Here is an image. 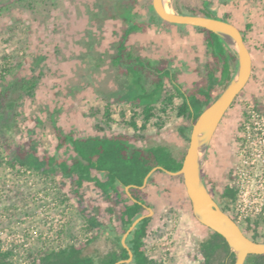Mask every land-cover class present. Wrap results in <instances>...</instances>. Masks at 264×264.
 Instances as JSON below:
<instances>
[{
	"label": "rangeland",
	"instance_id": "rangeland-1",
	"mask_svg": "<svg viewBox=\"0 0 264 264\" xmlns=\"http://www.w3.org/2000/svg\"><path fill=\"white\" fill-rule=\"evenodd\" d=\"M171 1H167L168 7ZM181 1L192 7L200 6V0ZM151 3L152 0H31L23 5L13 4L0 12V74L5 67L11 70L4 81L11 91L1 100L0 108V230L4 236L17 230L23 232L30 226L45 228L49 224L52 230L50 226L56 223L59 229L54 230L53 236L57 235L62 244L83 241L93 233L87 231L77 200L66 195L69 187L66 181L12 167L7 161L12 150L27 140L29 131L37 137L40 148L54 154L53 123L73 131L77 137L96 134L95 126L103 120L106 101L111 102L110 109L116 120L108 132L134 133L119 121L121 113L126 122L132 112L128 105L115 101L125 78L112 66L111 56L126 24L137 21L139 30L146 27ZM213 5L219 17L230 14L228 21L242 30L250 25L245 32V44L252 59L250 79L219 123L205 166L206 179H213L215 199L223 207L225 201L219 199V195L227 184L225 177L230 166L232 180V171L239 158V128L248 117L244 113L248 115L254 110L256 98L264 101V0L215 1ZM132 49L143 57L175 54L178 60L193 66L205 59L201 35L190 30L187 36L174 39L163 33L160 24H152L145 34L134 36ZM38 58H42L41 61ZM17 64H23L25 69L20 70ZM39 69L44 76L34 98H24L23 106L17 108L21 102L17 80L36 74ZM201 73L199 69L187 72L188 81L199 83ZM183 84L185 88L189 85ZM257 112L264 116V106L260 105ZM164 120L166 124L160 130L149 126L146 131L139 132L143 139L138 145H166L181 158L188 146L178 135V128L184 121L172 113ZM7 143L10 150L6 148ZM205 162L206 155L202 166ZM154 180L155 184L148 188V198L155 214L145 244L170 242L175 259L176 251L187 243L190 251L183 261L187 259L193 264L200 242L211 235V231L194 218L183 181L168 174H157ZM210 186L208 182L207 187ZM83 191L86 208L91 209L94 204L105 206L100 193L91 184L85 185ZM103 230L101 237L88 248V253L103 254L112 247L107 240L108 230ZM259 232L263 234L264 229L260 228Z\"/></svg>",
	"mask_w": 264,
	"mask_h": 264
},
{
	"label": "trees",
	"instance_id": "trees-1",
	"mask_svg": "<svg viewBox=\"0 0 264 264\" xmlns=\"http://www.w3.org/2000/svg\"><path fill=\"white\" fill-rule=\"evenodd\" d=\"M30 1L0 0V12L13 4L23 5ZM215 1L234 3L227 0H200V6L192 7L181 0H172L170 7L178 14L228 21L230 14H224L223 17L217 15L213 5ZM150 10L151 14L145 21L146 27L143 30H139L137 21L130 25L125 23L126 28L118 36L115 51L111 56L112 66L125 78L121 93L115 101L128 105L132 112L126 122L121 113L119 121L133 129L134 133L108 132L116 120L110 109L111 102L106 101L103 120L95 126L96 134L77 137L73 131H66L53 123L56 137L54 154L39 147L38 139L32 131H29L27 140L18 144L10 153L7 161L10 166L66 181L69 185L66 195H72L77 200L78 211L86 223L87 231H93L83 241L60 243L57 248L48 247L40 252L29 253L27 264H115L128 259L127 249L120 242L121 237L133 220L148 214L147 207L153 210L148 198L149 185L155 184L154 177L157 174H166L163 170L177 172L186 153L178 158L166 145L139 146L138 142L143 139V134L139 132L146 131L149 126L162 129L166 124L164 118L172 113L184 121L178 128V135L188 143L193 123L221 93L222 88L236 72V53L216 34L204 28L165 22L156 15L152 3ZM152 24H160L163 33L171 35L174 39L187 36L190 30L201 35L205 48L204 62L193 66L178 60L175 54L155 57L136 54L132 49L133 37L145 34ZM249 28L248 24L246 30H240L244 42L245 32ZM41 59L38 58V61ZM17 67L20 70L25 69L23 64H17ZM196 69L202 72V79L199 83H190L186 74L196 72ZM10 71L5 67L0 74V108L1 100L11 91L4 85L5 76ZM43 76V71L39 69L36 74L17 80L18 100L21 101L16 105L17 108L23 106L24 98H34ZM183 82L189 84L187 89ZM254 103V110L257 111L260 105ZM244 116H248L246 112ZM36 121L39 123V118ZM6 148L11 149L8 143ZM155 167L161 169L153 172L146 186L141 188L145 176ZM175 177L182 182L181 176ZM87 184H91L100 193L105 206L94 204L88 209L83 205V187ZM127 186L130 197L125 191ZM235 197L236 191L230 186H225L221 194L225 205L220 208L223 211L229 209ZM102 216L104 218L101 220ZM152 219V216L143 218L128 235L125 244L132 253V260L122 264H151L144 239L151 230ZM110 224L112 235L107 231V240L112 247L103 254L95 251L88 253V248L101 237L103 229L108 230ZM260 228L264 229V220L261 219L247 220L244 227L240 225L242 232L255 242L264 241V233L260 234ZM199 254L202 264H235L236 260L225 239L213 231L208 239L200 243ZM11 256V251H3L0 247V264H14ZM244 264H264V254H249Z\"/></svg>",
	"mask_w": 264,
	"mask_h": 264
},
{
	"label": "water",
	"instance_id": "water-1",
	"mask_svg": "<svg viewBox=\"0 0 264 264\" xmlns=\"http://www.w3.org/2000/svg\"><path fill=\"white\" fill-rule=\"evenodd\" d=\"M227 1L239 2L247 0ZM166 4L165 0H152L153 10L160 19L171 24L187 25L209 30L220 37L236 53L238 65L234 76L222 88L221 93L212 103L201 112L192 125L181 168L177 172L163 171L170 176L182 177L183 187L190 202L194 218L210 231L216 232L225 239L230 252L236 257L235 264H244L249 254H264V241L255 242L248 238L234 220L219 207L201 178V167L219 123L250 79L252 68L251 54L242 38L240 30L232 23L205 16L178 14L171 7H169L170 12H167ZM157 169L161 168L155 167L148 172L141 188L146 186L148 178ZM125 191L130 197L129 186L125 187ZM146 209L148 210V214L140 215L133 220L122 235L121 244L127 249L128 259L118 261L115 264L130 263L132 260V253L126 246L125 241L143 218L153 214L152 208L147 207Z\"/></svg>",
	"mask_w": 264,
	"mask_h": 264
},
{
	"label": "built area",
	"instance_id": "built-area-1",
	"mask_svg": "<svg viewBox=\"0 0 264 264\" xmlns=\"http://www.w3.org/2000/svg\"><path fill=\"white\" fill-rule=\"evenodd\" d=\"M240 140L239 158L229 185L236 191V197L227 214L239 227H244L247 220H264V116L261 113L253 109L248 112ZM57 225L50 226L53 231L47 224L45 228L30 226L23 232L17 230L6 236L0 230V247L3 251L12 252L14 264H27L29 253L58 247L61 242L57 235L53 236L54 230L59 229ZM145 250L151 264H175L170 242L145 244ZM193 264H202L200 254Z\"/></svg>",
	"mask_w": 264,
	"mask_h": 264
},
{
	"label": "flooded vegetation",
	"instance_id": "flooded-vegetation-1",
	"mask_svg": "<svg viewBox=\"0 0 264 264\" xmlns=\"http://www.w3.org/2000/svg\"><path fill=\"white\" fill-rule=\"evenodd\" d=\"M247 1H255V0H247ZM240 30V29H239ZM210 146L211 145H209V148H210ZM209 148H208V151H207V154H206V162L204 163V165L202 166V168H201V178H202V180H203V182L205 183V185L206 186H208V182H210L211 183V186L210 187H208V189H209V192L211 193V195L213 196V198L215 199V195H214V193H215V188H216V185L214 184V182H213V179L212 178H210L209 179V181H207V179H206V174H207V168L205 167L206 166V163L209 161V158H208V155H209ZM231 162V161H230ZM232 166H230V170H229V174L225 177L226 178V180H227V184H226V186H229L230 184H231V168ZM223 192V191H222ZM222 192H221V194H222ZM221 194L219 195V199H222L221 198ZM215 201H216V203L219 205V207H221V205L219 204V201L217 200V199H215ZM155 214V212H154V207H153V214L151 215V216H153ZM108 226H110L109 228H108V231L110 232V235H112V232H111V228H112V225L110 224V225H108ZM210 236V235H209ZM209 236L207 237V238H205L203 241H205L206 239H208L209 238ZM122 238V237H121ZM203 241H201L200 243H202ZM121 242V241H120ZM200 245V244H199ZM111 246H112V244H111ZM190 250L187 248V243L186 244H183L182 245V247H181V249L180 250H178V251H176V253H175V264H192V262L189 260V261H187V259H186V261H183V260H185V258H187L186 257V253H188ZM197 253V254H196ZM195 253V257H197L198 255H199V248H198V251ZM183 257V258H182ZM193 258V257H192Z\"/></svg>",
	"mask_w": 264,
	"mask_h": 264
},
{
	"label": "crops",
	"instance_id": "crops-1",
	"mask_svg": "<svg viewBox=\"0 0 264 264\" xmlns=\"http://www.w3.org/2000/svg\"><path fill=\"white\" fill-rule=\"evenodd\" d=\"M229 22V21H228ZM231 23V22H230ZM233 24V23H232ZM233 25H235V24H233ZM238 29H240V30H242L239 26H237V25H235ZM250 52V51H249ZM251 54V53H250ZM255 102H257L259 105H261V106H264V101H262V100H260L259 98L257 99L256 98V100H254ZM167 174V173H166ZM88 185V184H87ZM150 186V185H149ZM84 192V191H83Z\"/></svg>",
	"mask_w": 264,
	"mask_h": 264
},
{
	"label": "bare ground",
	"instance_id": "bare-ground-1",
	"mask_svg": "<svg viewBox=\"0 0 264 264\" xmlns=\"http://www.w3.org/2000/svg\"><path fill=\"white\" fill-rule=\"evenodd\" d=\"M165 1H166V3H167L168 0H165ZM166 11H167V12H170V9H169V7H168L167 4H166Z\"/></svg>",
	"mask_w": 264,
	"mask_h": 264
}]
</instances>
